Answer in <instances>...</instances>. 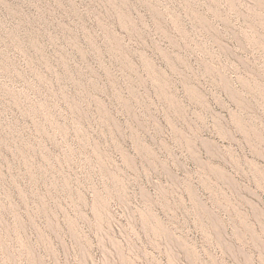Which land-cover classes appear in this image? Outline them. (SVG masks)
I'll list each match as a JSON object with an SVG mask.
<instances>
[{
    "label": "rangeland",
    "instance_id": "rangeland-1",
    "mask_svg": "<svg viewBox=\"0 0 264 264\" xmlns=\"http://www.w3.org/2000/svg\"><path fill=\"white\" fill-rule=\"evenodd\" d=\"M0 264H264V0H0Z\"/></svg>",
    "mask_w": 264,
    "mask_h": 264
}]
</instances>
